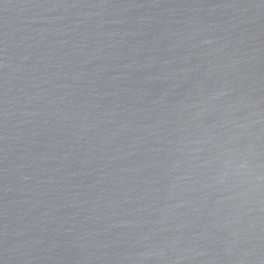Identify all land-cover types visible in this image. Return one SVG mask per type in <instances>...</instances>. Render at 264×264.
Masks as SVG:
<instances>
[{
    "label": "water",
    "instance_id": "95a60500",
    "mask_svg": "<svg viewBox=\"0 0 264 264\" xmlns=\"http://www.w3.org/2000/svg\"><path fill=\"white\" fill-rule=\"evenodd\" d=\"M0 264H264V0H0Z\"/></svg>",
    "mask_w": 264,
    "mask_h": 264
}]
</instances>
